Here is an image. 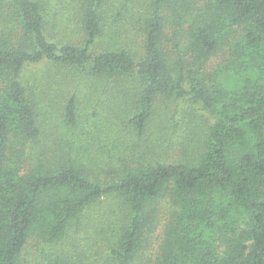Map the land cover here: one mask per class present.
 Returning a JSON list of instances; mask_svg holds the SVG:
<instances>
[{"label": "trees", "instance_id": "obj_1", "mask_svg": "<svg viewBox=\"0 0 264 264\" xmlns=\"http://www.w3.org/2000/svg\"><path fill=\"white\" fill-rule=\"evenodd\" d=\"M43 64L129 100L139 139L161 98L191 101L203 153L105 165L77 85L47 125ZM31 243L34 264H264V0H0V264Z\"/></svg>", "mask_w": 264, "mask_h": 264}, {"label": "rangeland", "instance_id": "obj_2", "mask_svg": "<svg viewBox=\"0 0 264 264\" xmlns=\"http://www.w3.org/2000/svg\"><path fill=\"white\" fill-rule=\"evenodd\" d=\"M30 69L27 78L31 80L33 90L34 86L36 88L41 115L44 112L47 125H60V106L64 98L59 89L64 91L65 86L77 85L83 119L81 125L85 129L81 139L93 142L95 148L100 149L97 156L106 160L105 165L127 163L133 152L141 154V158L153 157L169 162L194 161L205 149L208 127L214 123V119L189 100L161 98L149 131L143 139H139L133 137L123 125L124 118L130 113L129 100L124 103L121 98L94 91L89 87L90 83L81 77L75 80L77 74L70 75L62 67L43 64ZM146 143L151 145V149L144 147ZM162 231L163 222L157 235H161ZM42 256L45 253L41 254V247L31 243L24 264H34Z\"/></svg>", "mask_w": 264, "mask_h": 264}]
</instances>
